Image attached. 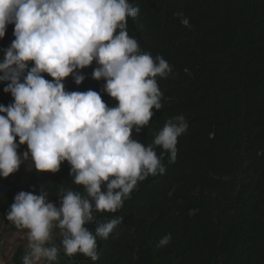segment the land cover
I'll list each match as a JSON object with an SVG mask.
<instances>
[{"label":"trees","instance_id":"trees-1","mask_svg":"<svg viewBox=\"0 0 264 264\" xmlns=\"http://www.w3.org/2000/svg\"><path fill=\"white\" fill-rule=\"evenodd\" d=\"M129 3L139 9L135 19H127L129 36L142 52L163 57L172 69L167 78L157 77L162 107L153 109L149 124L133 132V138L151 144L176 115L185 117L188 129L178 137L175 162L167 156L163 160V174L139 182L121 209L97 212L86 225L94 232L121 218L106 240H97L98 259L60 252L56 264H264V0ZM176 13L188 18L191 27L183 26ZM13 29L7 26L0 49L10 46ZM95 67L82 70L86 78L80 85L66 78V90H95L114 106L116 101L102 92L105 81L92 79ZM4 87L0 81V104L8 106L13 98ZM26 150V144L18 149ZM69 171L66 161L57 173L28 168L20 188L22 164L0 178L5 230H18L6 212L20 191L43 190L53 203L61 189L83 192ZM167 233L171 242L159 247ZM60 239L53 243L59 245ZM27 250L18 246L9 263L22 264Z\"/></svg>","mask_w":264,"mask_h":264},{"label":"clouds","instance_id":"clouds-1","mask_svg":"<svg viewBox=\"0 0 264 264\" xmlns=\"http://www.w3.org/2000/svg\"><path fill=\"white\" fill-rule=\"evenodd\" d=\"M138 12L129 0H0V39L14 25L10 46L0 49V81L13 98L0 104V178L21 164L57 173L66 161L73 183L83 186V192L61 189L58 203L43 190L14 196L6 219L26 230L22 264H56L60 252L96 261L97 240L122 221L117 217L93 232L86 225L95 213L117 212L139 182L165 172L166 156L176 160L178 137L188 129L183 115L169 118L147 146L133 138L162 107L157 77L172 72L163 57L142 52L129 36L127 19ZM175 15L191 27L182 13ZM93 63L92 79L105 81L102 92L114 106L95 90H66V78L80 85L82 70ZM56 229L59 245L53 243ZM171 239L165 234L158 246Z\"/></svg>","mask_w":264,"mask_h":264},{"label":"rangeland","instance_id":"rangeland-1","mask_svg":"<svg viewBox=\"0 0 264 264\" xmlns=\"http://www.w3.org/2000/svg\"><path fill=\"white\" fill-rule=\"evenodd\" d=\"M28 170L27 164H22V178L18 180L19 188L25 183V176ZM6 223L2 215H0V264H10L9 258L15 251V249L20 246H27L28 241L25 235L26 230H15L8 231L5 230ZM58 232L54 230V239L58 237ZM133 257V254L129 255Z\"/></svg>","mask_w":264,"mask_h":264}]
</instances>
